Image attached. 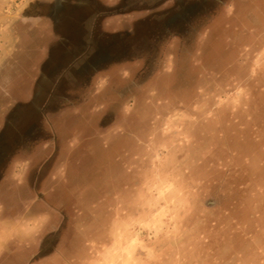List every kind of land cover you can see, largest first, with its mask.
<instances>
[{
    "label": "rangeland",
    "instance_id": "rangeland-1",
    "mask_svg": "<svg viewBox=\"0 0 264 264\" xmlns=\"http://www.w3.org/2000/svg\"><path fill=\"white\" fill-rule=\"evenodd\" d=\"M0 132V264H264V0H0Z\"/></svg>",
    "mask_w": 264,
    "mask_h": 264
},
{
    "label": "flooded vegetation",
    "instance_id": "flooded-vegetation-1",
    "mask_svg": "<svg viewBox=\"0 0 264 264\" xmlns=\"http://www.w3.org/2000/svg\"><path fill=\"white\" fill-rule=\"evenodd\" d=\"M1 133V132H0ZM0 136H1V134H0ZM2 138L3 137H0V157L1 156H3L2 155V151H3V148L1 147V145H2V143H1V140H2ZM19 156L17 157V158H14V156L16 157L17 155H14V156H10V158H11V161H10V163H9V166H10V169L11 170H13L14 169V167L15 166H18V163L21 161H26V163H27V160L29 159V157H27L28 155H31V154H18ZM23 155V156H22ZM27 155V156H26ZM76 154H73L72 155V157H73V160H74V156H75ZM9 158V159H10ZM73 160L71 161V164L70 165H68V167H69V169H70V171H72V169H73ZM2 163H4V164H6V161H4V160H2ZM3 165V164H2ZM33 166V164L32 163H29L28 162V164H27V166H26V168H25V172H24V174L22 175L23 176V179H22V182H23V184H25V183H27V181H28V175H30V171H31V167ZM21 168V167H20ZM75 169V168H74ZM10 187H13V186H10Z\"/></svg>",
    "mask_w": 264,
    "mask_h": 264
},
{
    "label": "crops",
    "instance_id": "crops-1",
    "mask_svg": "<svg viewBox=\"0 0 264 264\" xmlns=\"http://www.w3.org/2000/svg\"><path fill=\"white\" fill-rule=\"evenodd\" d=\"M110 132H106V133H104V135H103V137L104 136H107L108 134H109ZM97 136V135H96ZM73 138H75V137H73ZM96 138V137H95ZM120 141H123V138L120 140ZM119 143V142H118ZM68 145V144H67ZM118 146V145H117ZM67 146H65V144H64V148H62L61 150V152H60V157H58V159H57V164H56V167L53 169V171H52V174L54 173V171H55V169L57 168V170H56V172H59V169L61 168V165H63V164H61V161H62V159H63V157H64V155H65V151L67 150V148H66ZM66 148V149H65ZM126 153V152H125ZM127 154H128V152H127ZM75 156H77V155H75ZM74 156V157H75ZM101 156V158H102V155H100ZM127 157H128V155H127ZM73 162H74V160H73ZM74 164H73V169H72V171L74 170ZM65 170V168H64V166L62 167V170L61 171H64ZM48 176H50V175H48ZM57 176V175H56ZM53 177V176H52ZM46 184H48V183H46Z\"/></svg>",
    "mask_w": 264,
    "mask_h": 264
}]
</instances>
